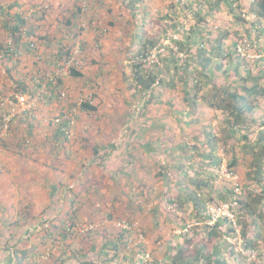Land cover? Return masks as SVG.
<instances>
[{"label": "crops", "instance_id": "crops-1", "mask_svg": "<svg viewBox=\"0 0 264 264\" xmlns=\"http://www.w3.org/2000/svg\"><path fill=\"white\" fill-rule=\"evenodd\" d=\"M22 1L26 4L34 2L36 5H40L44 4L46 0ZM167 1L171 2V0H142L143 4L147 5V3H149L148 10L146 11L144 9V16L146 15L147 17L151 14H157L159 19L162 20L171 18L178 10L173 9V11H171L172 5H166ZM253 1L254 0H241L240 5L243 6V16H246L249 20V26H252L253 23L256 24L254 28L252 26L251 30L254 39L253 45L255 47H260L261 44L258 43L257 39V27L261 29V25L264 24V13L255 6ZM137 5L139 6L138 3ZM188 5L190 7L191 2L188 3ZM209 5H211L210 2ZM165 6L168 8L167 10ZM131 7V10L138 15L137 6L133 8V5H131ZM163 9H165V11H162ZM239 12L242 11L239 10ZM198 16H200V18L207 17L208 21L209 17L213 19L215 17H222L223 21L222 24H220V29H216L213 24H210L207 28L203 20L201 22H203V27L205 29L201 31L199 29L202 26L198 27L193 25L190 30H184L183 28H178L176 26L170 27L165 24L169 28H166L167 31H160L159 34L162 33V36L167 35L168 30H173V32L180 34L181 40H177L176 42V47L178 48V44L180 46V51H178V53L173 52V57H175L173 60H166V64L169 68L168 71L176 70L177 72L172 74L173 71H169L171 76H167L168 78H166L170 80H166V78L160 79L162 77L158 74L160 68L153 69L152 66H146V63L142 60L144 55H147L146 57L150 56L151 51L147 54L143 52L142 56L138 58V62H134V64L130 63L128 65L129 67L126 66L127 71H129L128 78L131 81H135L130 85V88L135 90L130 100L134 99L137 92L138 94L144 95V93H146L147 90H151L155 84H160L161 80L163 81L162 86L167 90L177 91L179 90L178 82L181 81L184 85V96H186L184 102L187 104L183 108L171 105V107L167 109L165 106H162L165 110L161 108L157 109L158 106L154 105L153 108H150V113L152 117H154L152 118L153 121L146 127L150 129L151 127L158 126L164 129L163 124L160 123L162 122L161 120H163V115L161 113H169L171 115L174 113L177 114V117L172 115V120H168L169 122L167 125L169 129L181 130L183 127L186 130L185 134H187V136L184 137L185 139L172 137L170 141L168 138L167 140L170 141L168 149H161L162 152L168 151L169 157H172V162L168 164V168L170 172L174 170L175 174L173 180L169 179L167 181L168 189L174 193H177L179 189H183L184 196L183 198L180 196L179 200L182 201V198L185 199L187 203L196 204L197 211L200 212L198 214L202 218L206 216L204 213H207L208 216L211 214L209 211L211 195H215L220 203L232 204L230 208L232 218L229 219H231L234 224H236L234 222L236 218L234 212L238 203L230 201L234 200V198H240L239 196L241 195L243 197L241 200L248 204L247 207H244L247 213L244 217L246 220L242 225L251 226V237L257 239L264 246V121L261 122L258 120L259 122H255L254 120H250L248 123L242 124L244 125L242 127H233L231 122H234L235 110L232 106H226L227 103L223 101L224 97H228L229 102L231 100V105L238 106V104H236L237 99L233 100L230 97L233 94L235 96L237 94L241 96L246 95L244 97H246L248 101H251L254 107L250 116L255 119L259 114H264V108H260L261 105L264 106V74L257 72L263 63L259 62L258 59L263 57L264 53L258 54L255 47L252 49V44L249 43L247 48L249 51L253 50L255 53L251 54V58H245L242 55V48L245 47L243 46L241 37L243 27L236 21V14L231 10L227 11L223 3H219L217 7H213V10L204 9V13H198ZM228 16L232 19L229 20ZM93 20L97 22L96 19ZM98 21L101 22L100 19H98ZM71 23H73L72 19ZM96 28L97 27H94L92 31L86 35L92 39V44L96 39L93 33L99 32V29ZM114 28L118 29L120 27L116 24ZM29 30H31V28H29ZM109 33H113L112 29H109ZM194 35L198 36L194 37ZM195 38L197 39L196 41ZM209 38H211V40L213 39V44L209 47L207 46L210 48L208 50L204 47V43L209 41ZM9 39H6V41ZM33 39L34 37L30 36L22 39V42L31 41ZM160 39V37L156 40L154 37L147 39L151 45H149L150 48L160 41ZM237 40L238 43L236 44L235 41ZM129 41H133L132 38H130ZM130 42H126L128 46H130ZM53 43L54 41L49 42V44ZM113 44L114 42H112V40H106L97 46L101 48L104 47V51L106 52L107 49L111 51ZM21 51L20 49L19 63L13 68L11 73H4L7 82L2 83V81H0V91L9 97L8 101L4 104L6 108H9L11 102L15 100V78L17 77L24 83L25 91L37 92L39 86L32 80V73L39 68L45 67L44 64L51 63V60H47L44 64L41 63L40 58L43 54L41 56H35L36 58L32 59L31 56L33 54L31 55V53L27 54L24 52L20 56ZM211 51H213V53H210ZM132 55L134 54H130V56ZM110 57L114 58L112 54H110ZM10 60L11 59L5 57L2 58V61H5V63ZM34 60H36L37 63ZM52 60L59 64L57 60ZM24 63L26 64V69L23 71L24 74L21 75V69ZM139 64L141 67L136 70V65ZM176 67L181 68L177 69ZM138 72H140V78L137 77ZM98 73H100L99 70H97L96 74ZM106 75H102L100 78ZM121 77H123V75ZM1 79H3L2 75L0 76V80ZM153 79H156V81L152 84L151 88L145 89V85L149 84V80ZM244 85L247 86L248 89H245ZM48 86L52 91V97L49 100H46L44 97L40 99L35 116L28 111L18 112L9 123L8 130H3L0 133V234L2 228L4 229L7 225H10L8 228L12 231V234L15 235L13 240H16L19 231L17 225L19 222H22L21 212L25 206L33 203V209L36 213L40 216L48 214L52 217L53 222H55L54 224H61L62 222H64V224H69L72 221L76 222V224L73 223L74 226L72 227V231L76 234L74 236L70 235L69 238L68 236L63 238L61 235L63 230L59 231L57 228L55 230H50V228L37 230L35 232L37 233V243L28 248V256L33 257L36 254L41 256L43 252L49 250L50 247L58 246L56 249V251L58 250L57 261L55 262L57 264H116L115 259L106 258L107 253L105 252V245L109 244L110 247H112L113 244L118 243L122 231L115 230L111 227V224H106L103 221L105 215L103 214V209L107 197L98 198L96 196L99 193H103L102 191L105 190L102 185L103 182L106 183L105 188L110 185L112 181L118 185L117 187L110 188L108 192H129V184H126V178H130L134 175L132 171L135 170L138 172V177H140L139 182L141 186L145 189L146 183H144L143 177H145L147 172L151 173V171L153 172V170L157 168L158 165L156 162L159 160L158 154H160V156L162 155L159 147L164 145L163 137L166 134L164 133V136H156L155 133H152L151 135H147L146 138H140L136 136V134L135 137H126L129 142L134 138L137 145V149L131 146V150L126 157L127 164L119 162L117 155L113 156L110 151H108V148L104 149L105 146L104 148H98L97 145H99L98 143L102 140H96L97 142H95L92 151L93 141L91 136L89 138L88 134H84V132L80 133L78 137L80 139L78 140L77 138L75 144L72 145L67 143L68 141L63 142V140L61 143H58L61 140L59 141L57 138L50 143L51 140L49 141V139H47L48 135L40 137L39 132L45 129L43 123L46 117L55 114L62 103L60 104V102L57 101L60 97L56 92L60 88L53 83V80L49 82ZM121 88L123 87L121 86ZM161 94H163V92L159 93L157 97L159 98ZM165 94H168V92L165 91ZM173 95L176 97L178 96L176 93ZM125 100L127 104L128 101H130L127 100V98L123 99L124 102ZM168 101L169 99L167 98L166 102ZM132 102L134 103L136 100H132ZM129 110H127V112ZM38 114H40V116H38ZM169 114L168 116L165 115L167 119L170 118ZM49 120L52 119L49 118ZM51 130L52 128L50 127L49 131ZM215 130L219 131V133ZM236 131H238V133L240 132L241 135L238 133L236 134ZM247 133H249V137L243 138L242 135ZM253 134L255 135L254 139H252ZM217 135L220 136L218 137ZM108 140H106V142ZM123 141H125V138ZM201 143H204L206 147H202ZM110 144L113 145V142ZM189 145H200L201 148L199 149L197 146L192 148L189 147ZM183 152H185V156L181 158ZM179 153H181V156H178ZM195 154H198L199 157L208 161V164L203 163L202 168L199 166L200 170L210 169L208 172L217 167L213 168L214 166H212L213 163H211V160L214 161L220 158L222 159V165L224 160H226L227 163L235 156L238 160V170L234 173V178H237L239 182L245 184V188L237 191V186H239L238 184L240 183L234 184V182L230 180V183H233L235 188V195L230 197L223 183L220 186L218 185L220 182V175L219 177L217 176L218 179L215 178L214 184H212L209 178L205 177L200 170L190 172V169L193 167L192 164L189 169L184 164L176 165L177 162L174 161L176 157H178L179 162H181L184 158H191ZM130 157L131 159L136 157L138 160L134 161V164H132V162H130ZM92 161L94 165H92ZM98 162L100 164L102 162L108 163L109 165L111 164V168L113 169H100L97 167V165H99ZM119 163L121 169L115 171L114 165H119ZM113 170L119 175L115 174V172L113 173ZM187 172L190 173L189 176H186ZM157 176H163L165 178L166 173L156 175V177ZM182 176L185 177L184 181L179 182L177 177L181 178ZM60 177L65 180H58L57 178ZM92 177H95V179L92 180ZM102 177L111 179L110 181H103L104 179H102ZM161 182L163 183L164 181L161 180ZM246 184H251L252 186L258 185L261 189L255 190L253 187L248 188ZM165 185H163V187ZM148 189L149 187L146 186V190ZM190 193L198 194L200 197H193ZM40 198L41 204H39ZM126 202L128 204L129 200ZM121 204L122 205L119 207L124 208L125 205H123V201H121ZM6 209L8 210L7 212L5 211ZM99 211L102 212L100 213ZM12 213L13 216H15L9 222L8 214ZM97 213L100 216H98ZM92 217H96V220H98L99 223L102 222V224L93 233L91 232L83 235L79 230V225L95 222ZM111 217L114 218L113 216ZM202 222H204V219ZM96 223L98 222L96 221ZM208 223L212 224L210 221ZM66 226L68 225L66 224ZM238 233L240 237V229ZM10 234L11 233L8 232L7 235H4L5 237L0 236V241L8 238ZM104 238L108 239L107 242L102 241ZM220 243L221 241L217 242L216 245ZM226 244L228 245L227 242ZM23 250L26 249L23 248ZM126 253H119L117 260L119 262H122V259L127 260ZM113 254H115L114 251ZM99 255L105 258L104 260L101 259L103 262H99ZM95 256H97L96 260H92V257Z\"/></svg>", "mask_w": 264, "mask_h": 264}, {"label": "rangeland", "instance_id": "rangeland-1", "mask_svg": "<svg viewBox=\"0 0 264 264\" xmlns=\"http://www.w3.org/2000/svg\"><path fill=\"white\" fill-rule=\"evenodd\" d=\"M169 2L170 1H167L166 5H172L171 11H173V9L178 11L175 12L171 18L162 20L159 19L157 14H151L147 17L146 15L144 16V9L146 11L148 10L149 3L146 5L143 4L142 1L138 2L139 6L136 5V8L138 9L137 15L136 12L131 10L132 7L129 5V0H46L44 4L40 5H36L34 2V4H26L22 0H0V6H4L6 9H10L11 11H19L22 13L24 19L27 21L24 25L25 28H32L35 30L34 35L30 36L39 37L38 46L40 56L41 52L44 50L42 53L43 56L40 59L41 63L44 64L47 60H51V63H46L44 64L45 67L37 70H41L44 74V79L48 77L53 78V83L57 84L60 88L56 93L60 97L57 101L60 102V104L62 103V105H60L61 107H58L55 114H51V116L46 117V120L43 123L45 129L39 132L40 137L48 135L47 139H49V141L51 140L50 143L55 141L57 138L59 141L61 140L58 143H61L63 140V142L68 141L67 143L72 145L75 144L80 133L84 132V134H88L89 138L91 136L93 141L92 151L94 149L95 142H97L96 140H102L98 143V148H104L105 146L104 149L108 148V151H110L113 156L117 155L119 162L127 164L126 157L129 154L128 152L131 150V146L137 149V145L134 138H132V141L129 142L126 137H135L136 134V136H139L140 138H146L147 135H151L152 133H155L156 136H164V133L166 134L163 137L164 145L159 147L162 155L160 156V154H158L159 160L156 162L158 165L157 168L154 169L153 172L151 171V173L147 172L145 177H143L144 183H146L145 189L141 186V183L139 182L140 177H138V172L135 170L132 171L134 175L130 178H126V184H129V192H108L110 188L117 187L118 185L112 181V183L105 188L106 183L103 182L102 185L105 190L102 191L103 193H99L96 196L98 198L107 197V201H105V207L103 209V214H105L103 221L106 224H111V227L115 230L123 231V229H128L133 231L130 235L132 239L130 241V245H134L136 250L134 253L132 250H126L127 253L125 250L122 251V254H127V260L122 259V262H119L117 260V256L113 254L111 249L112 247H110V245L105 247V252L107 253L106 258L115 259L116 264H164L165 261H168L166 254L168 253L169 245L182 244L183 246V244L186 243V238H191L185 246L187 250L185 255L186 259H191L193 262L191 264L204 263L197 252L199 246L202 244L201 233L205 220L202 222L203 218L198 214L200 212L197 211L196 204L187 203L185 199H182L184 196L183 189H179L177 193L168 189L169 187L167 185V181L169 179L173 180L175 176L174 170L170 172V169L168 168V164L172 162V157H169L168 151L162 152L161 150L164 148L168 149L172 137L185 139L184 137L187 136V134H185L186 130L183 127L181 130L169 129V126L167 125L169 122L168 120H172L173 116L177 117V114L172 112L173 116L169 113H161L163 115V120H161L162 122L160 123L163 124L164 129L159 128L158 126L151 127L150 129L146 128L153 121L152 118L154 117H152V114L150 113V108H153L154 105L158 106L157 109H163L162 106H165V108L168 109L171 105L183 108L187 104L184 102V98L186 97L184 96L185 93L183 91L184 85L181 81H179V90L171 91L162 86L163 81L161 80L160 84H155L153 88H151V90H147L144 95L138 94L137 92L134 99H132L136 100V102L133 103L132 100H130L131 95L134 93L133 91H135L133 88H130V85L135 81H131L128 78L129 71H127L126 66L129 67L128 65L130 63L134 64V62H138V58L142 56L143 52H146L147 54L149 51H152L155 46L158 48L159 46H164L165 50L163 52H158L155 57H146L147 55H144L142 60L146 63V66H152L153 69L160 68V72L158 73L162 76L160 79H165L167 76H171L169 71L173 70L168 71L169 68L166 64V60H173L175 58L173 57L174 53H178L176 42L177 40H181V38L180 34L173 32V30H168L169 33L167 32V35L164 36H162V33L159 34L160 31H167L166 28H169L165 24L170 27L176 26L178 28H183L184 30H190L193 25L198 27L202 26L199 29L200 31L205 29L203 27V22H201L202 20L205 21L204 23H206L205 25L207 28L210 24H213L214 27L219 30L220 24H222V17H215L214 19L209 17L208 21L207 17L200 18V16H198V12L204 13V9L213 10V4L210 3L211 5H209L210 0H171V2ZM190 2V7H185ZM12 4L17 5H14L13 8H8V6ZM223 4L225 5L227 11L231 10L226 3ZM165 9L167 10L168 8L165 6ZM165 9L162 11H165ZM237 9L242 11L243 6L241 5V9ZM185 13L188 14L185 16ZM71 19L73 20V23H71ZM93 19H96L97 22H94ZM98 19H100L101 22H99ZM231 19L232 18L229 17V20ZM116 24L119 25L120 28L115 29L114 27ZM263 25H261V28ZM94 27H97L96 29H99V32L93 33L96 39L92 44V39L86 35L92 31ZM109 29H112L113 33L110 34ZM261 34L262 35L258 36V43L264 45V27ZM45 36H47L50 41L53 39L54 43L49 44ZM197 36L198 35H194V37ZM2 37L6 38L4 34ZM152 37H154L155 40L158 37L161 39L150 48L151 45L147 39ZM41 38H45V40L43 41ZM130 38H132L133 41L130 42ZM106 40H112V42H114L111 51H108L107 49L105 52L104 47L101 48L97 46ZM196 40L197 39L195 38V41ZM126 42H130V46H128ZM212 42L213 39L211 40V38H209V41L204 43V47L209 50L210 48L208 47L213 44ZM65 49L69 50V55H64L59 58L60 54L65 51ZM254 53L255 52L253 50L249 51L247 47L242 48V55L245 58H251V54ZM110 54H112L114 58H111ZM130 54L134 55L130 56ZM35 56L37 55L33 54L31 58H36ZM52 59L57 60L59 64ZM262 62L264 64V61ZM72 68L82 72V75L80 77L73 76L71 73ZM25 69L26 64L24 63L21 69V75L24 74L23 71ZM97 70H99L100 73L96 74ZM174 72L177 71H173L172 74H174ZM0 73H3L0 74L3 78L0 81H2V83L7 82L4 72L1 70ZM259 73L264 74V71H260ZM102 75L106 76L100 78ZM122 75L123 77H121ZM167 78L166 80H170ZM60 79L63 80V83L59 86L58 81ZM121 86L123 88H121ZM161 90L167 91L168 94H165V91ZM94 91L98 93V97L96 99L93 98V104L97 106V111H80L79 105L82 103V100L84 98H87V100L92 99V92ZM62 92L64 93V96L61 95ZM161 92H163V94H161L158 98L157 95ZM174 93L178 96L176 97L173 95ZM236 97L242 104L241 99L244 97L239 94H237ZM124 98L130 100L128 101V104L126 103V100L125 102L123 101ZM167 98L169 99L168 102H166ZM38 106L39 103L36 111ZM260 108L263 109L264 106L261 105ZM72 109L76 110L74 113V122L68 123L64 133L62 132V134H58L59 125L57 119H59V121L61 119L67 120V117H69ZM127 110L129 111L127 112ZM0 114H2V112ZM168 114L170 115L169 119L165 117V115L168 116ZM38 116H40V114H38ZM49 118L52 120H49ZM50 127L52 128L51 131H49ZM216 132L219 133V131ZM237 133L238 131H236V134ZM217 136L219 137L220 135ZM124 138L125 141H123ZM168 138L170 141L167 140ZM254 138L255 135L253 134L252 139ZM79 139L80 138H78V140ZM106 140L108 141L106 142ZM111 142H113V145L110 144ZM196 146L199 149L201 146L206 147L204 143H201V146L189 145V147L192 148ZM184 153L185 152H183L181 158L185 156ZM178 156H181V153H179ZM136 160H138V158L134 157L130 162L134 164V161ZM174 161L177 162L176 165L184 164L189 169L192 164L193 167L191 166L192 168L190 169V172L200 170L199 166L202 168L203 163L208 164V161L199 157L198 154L193 155L191 158H184L181 162H179L178 157H176ZM102 163L100 164L98 162L99 165H97V167L105 170L113 169L111 168V164L109 165L105 162ZM92 165H94L93 161ZM114 168L115 171L120 170V163L119 165L115 164ZM209 170L210 169H202L200 171L205 177H210L211 174L208 172ZM115 171L113 170V173ZM212 171L220 174V177L218 176L220 179V182L218 183L219 186L222 183L223 185L225 184L224 178L229 179V177L224 173L226 171L230 172V169L227 167L226 160H224L220 167H216ZM163 173H166L165 178L163 176L156 177V175H162ZM115 174L118 173L115 172ZM189 174L190 173L187 172L186 176H189ZM113 177L115 178V175ZM184 178V176L181 178L177 177V180L181 182L184 181ZM57 179L61 181L65 180L61 177ZM94 179L95 177H92V180ZM102 179H104L103 181H110L111 178L102 177ZM161 180L164 182L162 183ZM229 180L234 182V184L239 182L237 178H231ZM163 185L165 186L163 187ZM146 186L149 187L148 190H146ZM247 186L248 188L253 187L255 190L261 189L258 185L252 186L251 184H248ZM180 196H182V201L179 200ZM240 198L242 199L243 197L240 196ZM128 200L129 203L127 204L126 201ZM121 201H123V205H125L124 208L119 207L122 205ZM209 202V207L215 208L222 204L215 197V195H211V200ZM39 204H41V198ZM156 207L158 210L155 209ZM235 208L239 209V204H237ZM155 210L158 215V226L154 225L155 222L153 220ZM5 211L7 212L8 210L6 209ZM99 212L101 213L102 211ZM8 215L9 217H7L10 222L15 215L13 216V213ZM43 215V218H39L38 222H31L23 226L22 232L17 236L16 240H13L15 237V235H13L10 238H5L0 241V264H7L13 254L15 255V253L23 250V248L28 250L29 247H32L37 243V233L35 232L43 228L48 229L50 228L51 223H53L51 216L48 214ZM98 216L100 215L98 214ZM92 218L95 222L91 223L93 225V229L91 231L83 232L82 229L85 223L83 225H79V230L83 235L91 232L93 233L102 224V222L99 223V221L96 220V217ZM96 221L98 223H96ZM181 222L186 224L185 229H181L179 225ZM66 224L69 225L70 223ZM8 227H10V225L1 229L0 236L5 237L4 235H7L8 232L12 233ZM184 232H187L185 237L182 235ZM72 234V236H74L76 233L73 232ZM107 240L108 239L106 238L102 239L104 242H107ZM171 240L172 242L170 243ZM229 240V244H232V242H238L235 246L236 253L241 252V254H243L247 259L242 261L243 259H239L235 253L229 262L232 261L233 264H264V260L262 261L260 257L261 249H263L262 243L258 244L255 249H244L242 247V240H239V236L236 237V239L232 238ZM217 241L219 242L221 239L218 238L215 242ZM215 242L208 245L206 250L209 253L213 251V244ZM142 243L145 246L143 245V247H141ZM57 247L58 246L52 248L50 247V249L43 252L41 256H38V254L33 257L27 256L23 260V264H30L32 262L34 264H46L48 262L55 263L58 255V250L56 251ZM142 249L146 250L145 256L141 254L143 253L141 251ZM252 250H254V253ZM49 253L51 256L43 259L45 254ZM27 258H30V260H27ZM96 258L97 256L92 257V260H96ZM98 259H100L99 262H103L101 259L104 260L105 258L102 255H99ZM8 264L12 263L9 262Z\"/></svg>", "mask_w": 264, "mask_h": 264}, {"label": "trees", "instance_id": "trees-1", "mask_svg": "<svg viewBox=\"0 0 264 264\" xmlns=\"http://www.w3.org/2000/svg\"><path fill=\"white\" fill-rule=\"evenodd\" d=\"M142 0H130L129 4L133 5V8L136 7L137 3L140 2ZM255 6H257L259 9H261L264 13V0H254L253 1ZM210 3H213V7H217L219 3H226L227 6H229L231 8V11H233V13L236 14V21L240 23V25L243 27V33L241 35L242 37V43L245 47H248L247 44H252V49L253 47H255L254 44V39H253V34H252V26L254 28V26L256 25L255 23L252 24V26H249V20L246 18V16H243V12H239V9H241V0H210ZM14 5L16 6L17 4H12L10 6H8V8H13ZM189 5H186L185 7L188 8ZM190 9V8H189ZM243 11V10H242ZM199 13V12H198ZM186 15L188 13H185ZM185 15V16H186ZM264 17V16H263ZM71 21V20H70ZM26 23V20L24 19L23 15L21 12L19 11H11L10 9H6L4 6H0V55H3V57L8 58V59H12L13 55L17 53H19L20 49L22 50V54L24 52H26L27 54H35L37 56H40V54H38V50H39V46H38V41H39V37L38 36H33L34 37V41L37 43V47L35 46L34 49L30 48V43L31 41L34 42L33 40L31 41H26V42H22V35L23 33L27 34V35H31L33 34L34 30L31 29L29 31H24L23 27ZM264 27V25H263ZM263 27L261 29H259L257 27L258 30V34H257V39L258 36L262 35L261 32L263 30ZM195 31V30H193ZM5 35L6 38H3L2 35ZM12 38V42H13V46H10L6 43V39ZM45 38H47V42H50V40L48 39L47 36H45ZM45 38H41L43 41L45 40ZM37 39V40H36ZM53 41V39H52ZM235 43H238V40L235 41ZM247 43V44H245ZM15 46V47H14ZM178 48L177 51H180V46L177 44ZM236 46V45H235ZM203 49V48H201ZM256 52L258 54H263L264 53V46H260V47H255ZM210 53H213V51H211ZM64 55H69V50L63 51L59 58L64 56ZM198 55V54H197ZM41 59V58H40ZM36 62V60H34ZM259 62L264 61V56L261 57L260 59H258ZM257 61V62H258ZM188 62V61H187ZM258 62V64H259ZM37 63V62H36ZM263 63L260 66L259 70H257V72L260 71H264V67H263ZM141 65H136V70L138 68H140ZM184 67V66H182ZM177 69H180L181 67H176ZM13 70L10 69L9 73H11ZM248 72V71H247ZM71 73L73 76L75 77H80L82 75V73H80L77 69L72 68L71 69ZM251 73V72H249ZM140 72H138L137 77L140 78ZM13 78H15L14 76H12ZM156 81V79L153 80H149V84L145 85V89H149L151 88L152 84ZM15 83H16V87L15 90H24V83L19 80L17 77L15 78ZM63 83V80L60 79L58 81V85L60 86ZM57 86V84H56ZM245 89H248L247 86L244 85ZM187 94V92H186ZM246 95H243V97ZM98 97V93L97 92H92V99L87 100V98H84L82 100V103L79 105L80 107V111H97V106L93 104V98H97ZM230 97V96H229ZM230 98L237 99L236 100V104H238V106L236 105H231V100L229 102V98L228 97H224L223 101H225L227 105L232 106L235 110L234 115V122H231V124H233L234 126H238V127H242L244 125V123H248L250 120H254L255 122H263L264 121V114H259V116L255 119H253L250 115L252 112V109L254 110L253 105L251 104V101H248L246 97L242 98V104L241 101L238 100V98L233 94ZM244 99V102H243ZM92 101V104H91ZM253 107V108H252ZM230 115H232L231 113H229ZM259 120V121H258ZM242 123H241V122ZM66 122L63 120L61 121V123H59V131L57 132L58 134H62V132L64 133L65 129V125ZM264 124V122H263ZM2 128H1V124H0V133L2 132ZM238 134L241 135V133L239 132ZM249 133L247 134H243L242 137L243 138H248ZM60 136V135H59ZM211 163H213L212 166H214L213 168H215L216 166L219 167L222 163V159H216V160H211ZM227 167L230 169L231 172L235 173L238 170V160L237 158L234 156L233 158H231L228 162H227ZM215 171H210L209 173L211 174L209 178L210 183L214 184L215 181V177L219 176L220 174L218 173H214ZM224 187H226L229 196L233 197V195H235V188L234 185L230 183V180L227 178H224ZM239 185V184H238ZM245 185L240 183L239 189H243ZM214 187V186H213ZM193 197H200L198 194L195 193H190ZM239 195V194H238ZM241 196V195H240ZM239 196V197H240ZM231 199V198H230ZM233 199V198H232ZM210 200H211V196H210ZM230 202H236L239 204L240 208L239 209H235V219L234 222L236 224L233 223V221L231 219H229V217H225V216H221L217 219H214L213 215L209 214V216L207 215V213L205 214V218H203L206 222L203 226L202 229V233H201V246H199L198 248V255L200 256V258L204 261V263L202 264H233L232 261L229 262L231 260V257L236 253L235 251V246L238 242H232V244L229 245L228 241H230L229 239H236V237L239 236L238 230L240 229V237L239 240H242V247L244 249H255L256 246L260 243L257 239H254L253 237H251V230L252 227L249 225H242L245 222V215L247 213V210L244 209V207H247L248 204L246 202H244L243 200H241V198H234V200H231ZM34 204L31 203V205L25 206V208L22 210L21 212V220L22 222H19V224L17 225V227L19 228L18 231V235L21 234L22 232V227L25 226L28 223H35L39 221V218L42 219L44 215L40 216L38 213H36V211L33 209ZM243 208V209H242ZM156 210H158V208H155ZM156 210L154 211V222H155V226H158V215L156 213ZM211 222L212 224H209L208 222ZM55 222L51 223L50 226V230L52 229H56L61 232V235L63 236V238H66L68 236V238L70 237V235H73V231H72V227L74 226L73 223L76 224V222L72 221L68 226H66V223L64 224V222H62L61 224H54ZM181 229H185L186 228V224H184V222H181L180 224ZM131 233H133V231L128 230V229H123V231L120 233L121 236L120 240L118 241V243L113 244V248H111L116 256L119 255V253H121L122 251H130L132 250V252L134 253L136 250V247L134 245H130V241L132 240L130 235ZM14 234H10V237H12ZM184 237L187 235V232H184L182 234ZM196 235V234H194ZM228 235V236H227ZM218 238L221 239V243L216 245L215 242ZM191 239V238H190ZM190 239L186 238L185 242L182 246V244H177V245H172L170 244L168 247V253L166 254V258L168 259V261H165L164 264H191L193 263L191 259H186V245L187 243L190 241ZM172 242V240L170 241V243ZM213 242H215L213 244V251L211 253H209L206 249L208 247L209 244H212ZM226 242L228 243V245L226 244ZM122 243V244H120ZM27 245V244H24ZM143 243L141 244V247H143ZM22 246V245H21ZM63 246V245H62ZM109 246V244H106L105 247ZM145 246V245H144ZM65 247V246H63ZM129 248V249H128ZM264 248V246H263ZM144 256H145V249L141 250ZM206 252V253H205ZM254 252V250H253ZM17 256V261L19 263H21L26 256H28L27 254V250H21L19 252L16 253ZM236 256L239 259H243L242 261L247 260L245 258V256L243 254H241V252L236 253ZM260 257L262 259V261L264 260V249L261 250L260 252ZM11 260V258H10ZM157 262V261H156ZM36 264H45V263H36ZM47 264V263H46ZM48 264H57V263H49Z\"/></svg>", "mask_w": 264, "mask_h": 264}, {"label": "built area", "instance_id": "built-area-1", "mask_svg": "<svg viewBox=\"0 0 264 264\" xmlns=\"http://www.w3.org/2000/svg\"><path fill=\"white\" fill-rule=\"evenodd\" d=\"M23 30L29 31V29H27L25 27L23 28ZM34 33H35V30H34L33 34H31V35H34ZM27 37H30V36L23 33L22 39H25ZM6 43L10 46H13L12 38H10L8 41H6ZM35 46L37 47V43L35 41L34 42L31 41L30 48L34 49ZM164 50H165L164 46H159V48L157 46H155V48L151 51L150 56H148V57H155L158 52H163ZM43 52L44 51L41 52V55ZM21 54H22V52L20 53V56H21ZM38 54H40L39 50H38ZM2 58H3V55H0V66H1L0 70H2L4 73H7V72H9L10 69L14 68L19 63V59H20L19 53H17V52L15 55H13V58L10 61H7L6 63H5V61H2ZM43 75L44 74L41 72V70H36L35 72H33L32 73V80L34 81L35 84H37L39 86V90L37 92L25 91V89L16 91L14 94L15 100L11 102V106L9 108H6L4 106V104L8 101L9 97H7L5 94H3L0 91V113L2 112V114H0V124H1L2 130H8L9 123L11 122L12 118L18 114V112L28 111V112L32 113L33 116H35L36 108H37V105H38L40 99L42 97H44L46 100H49L52 97V91L49 89L48 84L53 79H51L50 77L44 79ZM61 95L64 96V93L62 92ZM75 112H76V110L72 109L71 113L69 114V117H67V120L61 119L59 121V119H57L58 124L64 120L66 122V124H64L66 126L65 127V129H66L68 123L74 122V113ZM224 173L229 178L235 177L234 173L231 171L230 172L226 171ZM238 190H239V188L237 187V191ZM231 206H232V204H230V203H222L217 208L209 207V211L213 215L214 219H217L221 216L232 218L231 217L232 214L230 213ZM92 229H93L92 224H85V225H83L82 231L88 232V231H91ZM50 256H51L50 253L45 254V257L43 259L50 257ZM17 259L18 258H17L16 253H15V255L13 254L11 256V260L9 262H11L12 264H23L24 263V261L19 263L17 261ZM27 260H30V258H27ZM36 261H38V260H36ZM30 264H34V263L32 262Z\"/></svg>", "mask_w": 264, "mask_h": 264}, {"label": "clouds", "instance_id": "clouds-1", "mask_svg": "<svg viewBox=\"0 0 264 264\" xmlns=\"http://www.w3.org/2000/svg\"><path fill=\"white\" fill-rule=\"evenodd\" d=\"M27 22V21H26ZM26 24V23H25ZM24 28V27H23Z\"/></svg>", "mask_w": 264, "mask_h": 264}]
</instances>
